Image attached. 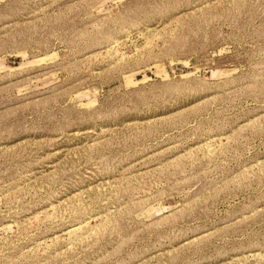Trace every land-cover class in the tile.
I'll return each mask as SVG.
<instances>
[{
  "label": "rangeland",
  "instance_id": "rangeland-1",
  "mask_svg": "<svg viewBox=\"0 0 264 264\" xmlns=\"http://www.w3.org/2000/svg\"><path fill=\"white\" fill-rule=\"evenodd\" d=\"M0 264H264V0H0Z\"/></svg>",
  "mask_w": 264,
  "mask_h": 264
}]
</instances>
